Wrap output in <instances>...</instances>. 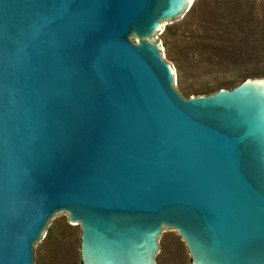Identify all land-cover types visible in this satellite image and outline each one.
I'll use <instances>...</instances> for the list:
<instances>
[{"label":"water","instance_id":"obj_1","mask_svg":"<svg viewBox=\"0 0 264 264\" xmlns=\"http://www.w3.org/2000/svg\"><path fill=\"white\" fill-rule=\"evenodd\" d=\"M195 2L0 0V264L50 221L82 264H264V78L184 97L155 43Z\"/></svg>","mask_w":264,"mask_h":264},{"label":"rangeland","instance_id":"obj_2","mask_svg":"<svg viewBox=\"0 0 264 264\" xmlns=\"http://www.w3.org/2000/svg\"><path fill=\"white\" fill-rule=\"evenodd\" d=\"M224 7L223 0L197 1L195 12L190 11L171 28L173 36L163 33L155 42L159 44L164 59L169 62L175 72L174 86L178 91L188 90L190 93L204 89L213 90L236 77L264 72V28L256 36L251 37L244 48H252L254 57L242 61L237 68L222 65L219 58L211 57V49L207 48L213 29L211 23L220 17L221 9L214 3ZM254 11L259 13L264 7V0H256ZM202 22V23H201ZM165 41L170 45L165 47ZM182 56L179 57V53ZM180 60V61H178ZM194 96V95H192ZM81 234L71 223L50 221L43 238L38 242L35 264H80ZM157 264H192L186 245L178 238L158 239Z\"/></svg>","mask_w":264,"mask_h":264},{"label":"trees","instance_id":"obj_3","mask_svg":"<svg viewBox=\"0 0 264 264\" xmlns=\"http://www.w3.org/2000/svg\"><path fill=\"white\" fill-rule=\"evenodd\" d=\"M203 1V0H196ZM256 0H223L224 7L219 2L214 3L216 9H221V18L217 17L214 21H207L201 19L202 22L211 23L213 29L211 32L212 37L207 42L211 57H218L222 65H231L237 68V65L242 64L241 62L254 57L255 52L252 48H244L248 45L251 37L256 36L259 32H263L264 28V7L262 4V10L257 13L254 11V5ZM195 2V3H196ZM195 3L190 9V15L195 12ZM201 22V23H202ZM170 37L173 34V28L170 26L165 29ZM165 47L170 45L169 42L165 41ZM179 57L182 53L178 54ZM180 61V60H178ZM264 78V72H253L244 76L236 77L227 83H223L217 86L213 90L204 89L202 91H195L190 93L188 90L179 91L184 97H190L192 95H210L217 92L220 89H233L240 85L247 79ZM82 264V263H80Z\"/></svg>","mask_w":264,"mask_h":264}]
</instances>
